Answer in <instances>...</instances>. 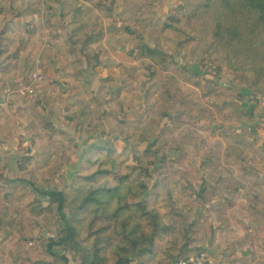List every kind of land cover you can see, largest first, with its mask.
I'll return each instance as SVG.
<instances>
[{
  "label": "crops",
  "instance_id": "1",
  "mask_svg": "<svg viewBox=\"0 0 264 264\" xmlns=\"http://www.w3.org/2000/svg\"><path fill=\"white\" fill-rule=\"evenodd\" d=\"M91 1L0 0L1 161L9 159L6 148L19 141L30 143L29 127L42 123L48 130L53 127L69 135L63 141L56 137L47 141L50 146L69 144L61 151L64 158L57 157L60 165L65 168L70 161L75 164L74 176L86 175L97 182L108 173L80 175L76 156L86 150L90 156L102 146L106 157L127 155L121 157L125 162L143 144L157 146V139L148 141L151 134L143 133L144 129L155 127L154 138H159L162 131H177L174 120H179L184 131L197 133L196 150L154 155L145 178L150 203L165 215L169 229L177 226L175 210L193 223L196 234L189 253H206L210 264H264V95L258 98L247 87L239 91L231 73H202L201 62L189 61L190 80L178 102L174 104L167 93L144 90L143 96L137 81L142 63L152 64V72L167 66V78L173 81L171 72L181 75V61L160 65L150 56H140L137 46L142 44L126 39L119 18L104 17ZM95 28L101 39L84 44L93 33L81 36L80 31ZM31 72L45 76L35 85L36 101L18 94L30 83ZM194 82H200L199 87L190 84ZM174 140L171 135L169 141ZM209 159L215 161L210 168L204 165ZM169 233L164 240L167 247L176 245V238L171 239L175 234ZM165 250L158 253L167 254ZM158 261V254L142 253L131 264H161Z\"/></svg>",
  "mask_w": 264,
  "mask_h": 264
},
{
  "label": "rangeland",
  "instance_id": "2",
  "mask_svg": "<svg viewBox=\"0 0 264 264\" xmlns=\"http://www.w3.org/2000/svg\"><path fill=\"white\" fill-rule=\"evenodd\" d=\"M203 1L204 0H96L94 2L92 0L91 5L95 10L102 12L104 17L105 15L108 17H118L120 23L119 29L121 32L125 29V37L130 40L129 42L160 48L161 54L152 55L150 57L155 64L162 65V63H166L165 61L167 60L175 62L181 61L178 65L181 75L179 76L177 72L173 70L171 72L173 73V81L167 78V76L170 77V75H168L169 72H167V66L155 69L152 72L151 67L153 65H145V63L141 64V75L137 78V81L142 84V92L148 90L147 92L149 93H167L168 95H172L175 104V102L181 99V92L182 89L186 88V81L190 80V75L187 70L189 61L191 63L192 61L201 62L200 71L202 73H231L234 75V81L239 86V91H241V88L245 89L248 87L250 89L251 86H253L245 75L239 72L232 73L230 71L223 62L221 52L215 49L209 39L198 38L185 27L182 21L184 15L188 14L196 5ZM90 13L91 12L87 14V17ZM170 16L179 17L180 20L172 23ZM97 25L99 26V22ZM97 29L98 28L82 29L80 34L83 36L90 32L96 33ZM137 48L140 52L138 46ZM128 51L133 52V49H129ZM33 73L35 72H31V75ZM162 73L164 76L160 78L158 75ZM184 73L189 76L187 79L184 78L187 75L182 77ZM190 84L199 87L200 82ZM238 93L240 94L241 92ZM253 93H255V95L258 93V98L264 95V80L260 86L254 88ZM192 97L191 99H195V95ZM155 99L157 98L155 97ZM159 99L163 102L164 97L161 96ZM163 106L164 105H162V107ZM160 117H166V115H160ZM167 120L171 121V117H167ZM174 121V123L179 124L177 131H162L163 136H159V138H154V134L156 133L155 127L150 130L144 129L143 133L151 134V139L148 141L157 139V146L151 149V151H156L157 153H144L147 145L143 144L132 157L130 156L131 159H128L130 162L126 166H124L123 163L128 162V160L122 162L121 157H126L127 155L120 154L116 159L117 162L121 163V167L120 165L117 168L107 164L100 165L101 161L107 159L106 155L108 154L106 153L105 155V147L102 146L98 147L99 149L90 156L86 154L87 150L86 153L81 154L80 157L76 156V159L79 160V168L82 170L80 171V175L85 173L92 174L98 170H110L107 177L97 182H93L94 179L86 175L82 177L74 176L73 173L75 171H73V167L75 164L70 161H66L67 166L65 168H63V164L60 165L62 160L60 159L58 161L57 157L64 158V154H62L61 151L66 150L69 144L50 146L47 144V141L55 137L56 140L63 141L62 138L65 137L69 139V135H66L68 133L67 131L64 132V130L53 131L52 126L50 130L42 123L29 127L27 137L31 139L30 143L23 145L18 144L19 141L14 146L6 148L5 153L9 159L4 161L5 163L1 161V156L4 154V151L0 150V174L11 180L9 185L2 186L0 183V207L2 204H7L9 207L15 209L18 215H22L25 221V228L22 232L16 230L7 231L0 228V264H62V261L59 259L62 255L67 258L68 264H80L78 256L60 247H50V252L52 254H49L47 250L49 239L55 237L61 227L76 225L79 228H85L88 215L85 212L78 211L74 206L83 191L96 189L100 186H114L117 183L115 177L118 174L125 175V173H129L131 176L130 180L134 183L145 181L151 169L149 161L153 159L154 155H163L167 152H195L198 144L197 133L193 131H184L181 127V122H179V120ZM190 125L193 127L194 122L191 121ZM18 126H20V124ZM17 131L20 133L21 129ZM82 132L84 133V129H82ZM188 132L189 135L191 134L190 137L185 136ZM84 135L87 136L89 134L85 133ZM171 135L175 139L174 142L169 141ZM144 139H146V137H144ZM167 142L168 144H166ZM148 144L151 143L149 142ZM177 145H179L180 148L177 149ZM31 152H33V155L30 156L29 154ZM110 156H112V154H110ZM137 159L140 160L135 161ZM19 164H25L26 169H23L24 171L19 170L17 168ZM133 168H138V170H133ZM51 192H59L60 195L62 194L61 196L63 199L61 200L60 206L55 198L49 197V193ZM5 195H9V198L6 199ZM150 202L149 200V205L155 207V205ZM164 216L165 215H162V219L168 223ZM128 222L127 233L130 236L139 235L143 231L142 225L134 217H129ZM105 223H107V221H105ZM99 225L100 224L93 225L92 228L95 229ZM175 230L176 227L174 228L172 226L166 233H163V242L159 250L161 249V251H163L166 247L167 250L165 251L168 252L166 255H164L166 252L164 254L162 252L157 253L159 257L158 262L161 264L163 262L170 264L175 258L180 257V251L178 249L180 244H177L178 236ZM169 231L175 234L171 239L176 238V245L174 244L172 246V244H170V246L167 247L164 240L170 234ZM85 236L86 233L82 234L81 238L84 239ZM118 240V238L113 237L111 234L101 237L100 257H104L107 264H115L116 258L111 246ZM81 245L82 247H88L90 245V239L85 240ZM194 252L197 253L196 251ZM194 252H188L189 256L194 255Z\"/></svg>",
  "mask_w": 264,
  "mask_h": 264
},
{
  "label": "trees",
  "instance_id": "3",
  "mask_svg": "<svg viewBox=\"0 0 264 264\" xmlns=\"http://www.w3.org/2000/svg\"><path fill=\"white\" fill-rule=\"evenodd\" d=\"M170 20L174 23L180 19L170 16ZM182 21L196 37L209 39L215 49L221 52L223 62L230 71L239 72L249 79L253 85L252 91L262 83L264 80V0H204L184 15ZM101 37L100 31L87 35L84 44H94ZM139 49L140 56L151 57L161 54L160 48H151L146 44H142ZM155 146V142L147 144L144 153H157L151 151ZM152 162L149 161V165ZM213 162L215 161L209 159L204 165L210 168ZM103 164L114 168L120 165L115 157L110 156L100 162V165ZM19 169H26V165L19 164ZM109 171L98 170L94 175L100 172L109 173ZM115 178L117 183L114 186H100L80 194L74 206L78 211L87 213L85 228H79L76 225L61 227L57 235L49 239L47 245L49 254H52L50 247H60L78 256L80 264H107L105 258L100 257L101 237L107 234L119 239L111 246L116 258L115 264H131L138 254L147 253L150 256L151 253L157 254L161 250L159 248L163 242L162 236L168 231L169 224L162 219V215L154 207L149 205L147 183L145 181L134 183L128 174H118ZM0 183L2 186L9 185L11 180L0 174ZM61 195L59 192L49 193V197L55 198L59 206L63 199ZM5 198L8 199L9 195H5ZM174 216L177 218L176 233L180 244V256L187 258L190 241L196 231L193 229V223L186 219L183 212L175 210ZM129 217H134L142 225L143 231L139 235L130 236L127 233ZM98 224L100 225L97 228H92L93 225ZM0 228L22 232L25 221L15 209L2 204ZM84 233L86 236L82 239L81 236ZM87 239H90V245L82 247L81 244ZM59 259L62 264H68L67 258L63 255Z\"/></svg>",
  "mask_w": 264,
  "mask_h": 264
},
{
  "label": "built area",
  "instance_id": "4",
  "mask_svg": "<svg viewBox=\"0 0 264 264\" xmlns=\"http://www.w3.org/2000/svg\"><path fill=\"white\" fill-rule=\"evenodd\" d=\"M45 81V76L41 73H33L30 78V83L18 90V94L22 98H28L31 101H36L37 91L35 85ZM47 93H50L48 90ZM172 264H210L209 258L206 253L199 252L196 255L189 256L187 258H176Z\"/></svg>",
  "mask_w": 264,
  "mask_h": 264
}]
</instances>
